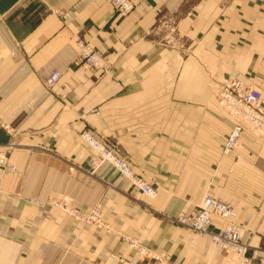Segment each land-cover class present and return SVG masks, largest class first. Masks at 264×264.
Wrapping results in <instances>:
<instances>
[{
  "label": "crops",
  "instance_id": "0c3cea01",
  "mask_svg": "<svg viewBox=\"0 0 264 264\" xmlns=\"http://www.w3.org/2000/svg\"><path fill=\"white\" fill-rule=\"evenodd\" d=\"M131 1L121 16L108 0H0V152L16 169L0 168V264H264V138L244 131L224 154L235 121L216 96L233 80L264 97V0ZM79 40L106 72L78 62ZM85 130L156 196L109 164L93 172ZM207 194L232 206L245 259L177 221ZM63 200L98 207L103 226Z\"/></svg>",
  "mask_w": 264,
  "mask_h": 264
},
{
  "label": "built area",
  "instance_id": "2783aa9c",
  "mask_svg": "<svg viewBox=\"0 0 264 264\" xmlns=\"http://www.w3.org/2000/svg\"><path fill=\"white\" fill-rule=\"evenodd\" d=\"M115 11L121 16L129 15L134 4L131 0H108ZM80 47L78 62L87 66L106 72L108 66L103 57L90 48L84 41L77 42ZM61 77V73L54 72L46 81V86L51 87ZM216 96L224 111L235 121V126L224 145V154H231L239 145L241 135L244 131H249L264 138V97L260 89L250 86L245 87L238 81H225L216 89ZM80 138L91 147L95 155L89 159L90 169L95 172L104 164L114 167L121 176L128 179L132 185L137 187L144 195L155 197L156 190L143 177L135 174L132 163L121 156L117 149L106 139L97 134L85 130L80 134ZM0 168L14 172L16 169L9 166L6 155L0 152ZM39 204L38 201H36ZM52 205L68 213L84 224H92L102 227V213L98 207L87 213H80L73 209L69 203L63 201H52ZM232 206L213 196L205 195L197 205L194 215L181 216L177 221L190 231L196 233L200 238L210 237L213 247L230 251L239 259H245L246 245L241 241L239 230L232 224ZM214 217H218L225 222V226L217 231H211ZM128 244L137 250L140 257L152 256L150 250L142 246L136 240L124 238ZM253 258H257L256 254Z\"/></svg>",
  "mask_w": 264,
  "mask_h": 264
},
{
  "label": "rangeland",
  "instance_id": "374dc122",
  "mask_svg": "<svg viewBox=\"0 0 264 264\" xmlns=\"http://www.w3.org/2000/svg\"><path fill=\"white\" fill-rule=\"evenodd\" d=\"M218 88V87H217ZM239 146V145H238ZM122 156V155H121ZM123 157H125V156H123ZM126 158V157H125ZM127 159V158H126Z\"/></svg>",
  "mask_w": 264,
  "mask_h": 264
},
{
  "label": "bare ground",
  "instance_id": "6f19581e",
  "mask_svg": "<svg viewBox=\"0 0 264 264\" xmlns=\"http://www.w3.org/2000/svg\"><path fill=\"white\" fill-rule=\"evenodd\" d=\"M207 237V236H206ZM205 238V237H204ZM210 238V237H209Z\"/></svg>",
  "mask_w": 264,
  "mask_h": 264
}]
</instances>
